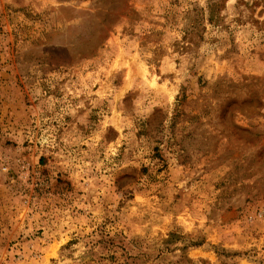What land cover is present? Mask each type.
Instances as JSON below:
<instances>
[{"label":"rangeland","instance_id":"obj_1","mask_svg":"<svg viewBox=\"0 0 264 264\" xmlns=\"http://www.w3.org/2000/svg\"><path fill=\"white\" fill-rule=\"evenodd\" d=\"M219 1L0 0V264H264V36Z\"/></svg>","mask_w":264,"mask_h":264},{"label":"trees","instance_id":"obj_2","mask_svg":"<svg viewBox=\"0 0 264 264\" xmlns=\"http://www.w3.org/2000/svg\"><path fill=\"white\" fill-rule=\"evenodd\" d=\"M208 22L212 26H218L222 21L220 16L222 9L225 7L222 1L219 0H208ZM241 5H244L246 10L249 12L248 18H246L247 23L255 28L259 33L264 36V19L259 20L256 18L255 14L258 9H261L259 12V17L264 16V0H251L250 3L240 2ZM243 17L239 18V21H242Z\"/></svg>","mask_w":264,"mask_h":264}]
</instances>
